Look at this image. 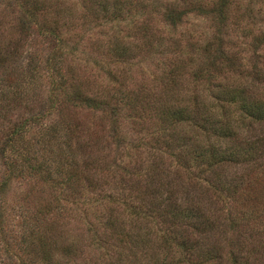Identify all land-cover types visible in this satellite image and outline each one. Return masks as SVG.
Here are the masks:
<instances>
[{
    "label": "trees",
    "instance_id": "1",
    "mask_svg": "<svg viewBox=\"0 0 264 264\" xmlns=\"http://www.w3.org/2000/svg\"><path fill=\"white\" fill-rule=\"evenodd\" d=\"M131 2L80 0L77 8L74 0H9L8 12L0 11V194L9 175L47 169L45 160L35 161L39 155L27 156L19 144L28 123L57 110L66 137L55 153L59 177L78 193L72 199L86 187L91 194L85 203L103 206L83 234L90 246L93 235L100 248L109 242L112 253L101 252L98 264H264V90L255 88L264 84L262 65L235 67L232 52L215 49L207 68L191 72L207 84L194 86L188 99L173 89L176 75L171 87L160 93L153 88L146 99L120 86L99 95L81 89L86 81H73L70 89L53 79L45 99L24 94L47 71L56 72L63 56L60 33L81 27L74 19L86 21L89 14L97 21L116 20ZM225 3L213 0L206 11L221 12ZM192 5L201 8L185 0L165 8V18L174 24ZM126 39L123 33L105 34L107 54L131 58ZM225 69L235 77L215 83ZM121 105L132 113L135 132L143 121L153 128L145 154L116 125ZM115 147L116 160L105 163ZM1 217L0 207V230ZM47 230L34 239L22 231L26 257L61 264V255L68 263L81 238L57 226ZM9 262L0 256V264Z\"/></svg>",
    "mask_w": 264,
    "mask_h": 264
},
{
    "label": "rangeland",
    "instance_id": "2",
    "mask_svg": "<svg viewBox=\"0 0 264 264\" xmlns=\"http://www.w3.org/2000/svg\"><path fill=\"white\" fill-rule=\"evenodd\" d=\"M133 1L121 18L116 20L97 21L89 14L86 21L81 17L74 19L79 21L81 27L60 33L62 41L59 52L63 56L61 62L55 65L56 72L49 75L47 71L36 83L26 86L24 94L33 95L34 100L37 96L45 99V89L53 79L70 89L73 81H86L81 89L99 95L108 92L114 94L116 87L120 86L129 94H141L146 99V94L153 88L160 93L163 86L171 87L170 78L176 75V86L173 89L188 99L194 86L205 87L207 84L203 80L192 79L191 72L207 68L211 54L218 48L224 52H232L233 66L248 67L256 62L263 66L264 71V0H226L221 12L206 11L213 0H195L201 8H197V5H192L194 8L188 6L174 24H170L165 18L164 10L171 5L181 7L185 0ZM8 2L9 0H0V11L8 12ZM74 2L77 8L81 6L80 0ZM111 33L128 36L129 40H126L131 58L119 61L107 54L103 37ZM208 44L209 51L205 47ZM231 70L225 69L219 73L214 82L223 83L227 78L235 77ZM83 75H88V78ZM59 87L62 91V86ZM255 88L264 90V84L257 83ZM208 91L209 89H203L201 93L204 95ZM196 92L198 94L200 90ZM56 94L59 95V92L56 91ZM39 105L32 108L36 109ZM125 110L124 105H121L116 125L125 138L135 137L134 142L139 141L137 144L142 146V154H145L144 150L151 144L149 138L153 128L144 125L146 122L143 121L135 132L131 124L132 113L127 114ZM144 111L147 113V110ZM92 119L93 117L91 121L94 120ZM63 130V120L57 110L49 111L26 126L19 147L27 150L24 152L27 156L39 155L38 158L33 157L34 160H45L47 169L31 175L25 173L19 176L14 173L7 177L3 186L0 194V256L6 261L11 260L9 264H43L34 255L35 259L26 257L25 246L28 242L23 240V230L30 232L34 239L37 234L43 235L49 232L48 228L54 226L81 238L78 245L81 249L68 263L62 261L61 255L57 258L61 260V264H98L101 252L112 253L109 242L105 243L107 248H100L96 236L93 235L92 246L87 245L83 238L86 228L91 226L90 220L95 215L99 216L97 208L103 206L85 203L86 194H91V190L86 187L78 200L77 197L72 199L70 196L78 193L67 188L62 180V173L59 177L61 162L55 153L60 151L59 145H64L66 137L62 136ZM156 134L162 135L159 130ZM110 150L108 157L104 158L105 163L116 160L117 148ZM2 171L3 165L0 163V176ZM33 242L34 245L30 244L35 248L36 240ZM33 247L27 248L31 250Z\"/></svg>",
    "mask_w": 264,
    "mask_h": 264
}]
</instances>
